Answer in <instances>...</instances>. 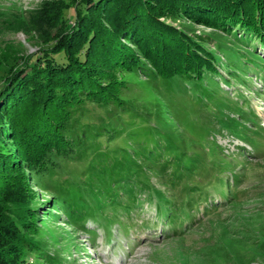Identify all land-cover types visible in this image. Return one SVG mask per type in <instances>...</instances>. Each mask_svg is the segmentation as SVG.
I'll use <instances>...</instances> for the list:
<instances>
[{"label": "trees", "instance_id": "1", "mask_svg": "<svg viewBox=\"0 0 264 264\" xmlns=\"http://www.w3.org/2000/svg\"><path fill=\"white\" fill-rule=\"evenodd\" d=\"M98 1L100 4L90 7L93 3L89 4L88 0H79L75 3L71 2L63 9L56 10L54 16L59 17L62 27L66 31L75 29L68 39V47L64 46L60 52H49L48 55L49 47H42L39 52L25 59L24 69L30 68V73L34 75V84L27 89L35 98L43 100L40 103L44 108L54 107L62 93L69 92V97L73 86L77 87L76 90H81H79L80 95L94 86L100 89V84L96 82L93 85L88 84L87 87L90 89L76 86L79 83L83 84L88 77L95 79L98 76L97 72H94L92 68L87 69L84 64H89L93 57L103 61L117 47V44L111 43L110 40H119L123 36L126 41L136 45L134 49H130L138 54L133 62L129 63L137 64L133 67L137 73L143 72L151 80L161 81L162 86L173 93H178L181 87L190 91L192 97L189 104L194 107L200 105V107L209 108L210 104H214L217 111H211L210 116H213L216 122L226 125L230 134H238L246 129L245 120L233 122L234 119L231 117L227 119L217 115L219 109L228 108L234 114L248 116L251 121L256 113L250 109L249 101L246 99L233 102L224 98L223 94L228 91L217 79L231 81L227 80L224 73L216 67V63L208 68L203 64L199 75H193V72H190L191 69L187 72L178 68L171 72L156 71L149 62L148 52L145 50L141 52L136 48L139 46L140 36L136 31L131 32V30L136 28L132 23L146 24L143 13L151 17L153 22L156 17L154 11H158L159 15L172 19L187 15L194 20H200L203 16L209 15V12H213L217 14L215 16L218 20L217 26L220 23H232L230 20L237 16L244 19L248 28L260 31L264 29V0ZM96 6H100L99 9L104 13L102 20L110 28L98 24L101 18L89 17L90 10H95ZM205 10L209 12L206 14ZM155 22L160 21L155 20ZM89 28L93 29V33L87 31ZM89 33H91L90 36ZM105 45L108 50H105ZM70 49H74L73 52H70ZM65 53L66 55H63ZM248 54L251 55V69H254L253 65L258 66L259 75L264 76V55L251 52ZM127 57L131 58L129 55L125 56ZM74 60L77 63H74ZM228 66L231 70L230 79L237 80L249 88L250 76L248 79L244 78L248 72L247 67L244 68L237 62L230 63ZM19 84L24 85V82L21 81ZM14 86L19 87L14 82L5 87L6 91L3 94ZM40 91L45 95L38 97ZM104 93L109 98H105L104 95L92 98L91 94H83V97L75 95L70 99L65 97L64 101L68 98L66 103L62 101L65 119L54 128L60 136V143H51L52 146L42 145L38 154L31 148L25 154L29 158L24 161L26 164H31V174L38 179V185L44 184L46 179L52 181L55 177L66 176L64 182L56 181L57 184H54L55 187H59L54 198L64 207L69 222L82 226V230L89 232L93 237L96 231L85 224L90 216L99 217L101 224L107 229L106 236L113 241L111 236L114 233V223H118L119 227H123L126 231L134 211H137L136 215H141L144 211L143 202L146 201L156 204V215L161 217L164 225H168V228L164 229V232L168 233L167 237L181 239L192 230L206 229L207 226L209 231L210 229L218 230L213 234L219 238L218 246L221 247L218 248L219 256L226 258L230 263H239L233 257L236 255L232 248L235 245L257 246L258 250L264 253V229L259 230L249 223H242L239 231L238 228L234 229L233 234L239 238L237 242L232 238L231 246L222 244V240L227 238L228 225L235 222L241 208L247 209L245 206L249 204H261L264 207V179L260 178L248 186L244 185L248 178H252L248 173L251 163L242 161L240 165L235 164V160L240 158L239 155L235 152L225 154L219 144H216L217 148L208 146L200 147V151L194 148L190 151L186 136L177 130L176 125L172 126L174 127L172 129H163L161 121H153L152 117L159 116L160 111L134 106L122 98V93L118 95L111 91L114 95L111 98L110 91L106 90ZM99 98L102 99L97 100ZM86 103H98L105 107L107 111L105 117L108 120L100 124L82 122V117L88 113L84 110ZM187 117L186 126L191 128V133L201 137L205 135L204 131H210V129H198V118L196 120L192 116ZM126 119L140 120L143 124L133 126L134 121L130 122ZM230 120L233 121L230 122ZM253 122L255 123V120ZM172 131L177 134L174 135ZM122 135L128 139L129 148L117 151L102 148V142L99 140L101 137L107 136L109 139L116 137L114 140H117ZM34 136L38 137L39 133L37 132ZM44 141L50 143L47 139ZM238 147L239 151L250 152L245 145ZM29 152L31 155L28 154ZM207 154L213 156L211 166L203 165L202 161ZM216 154H224V156L217 161L214 158ZM25 155L24 158H26ZM248 157L243 155V159H249ZM86 158H90V161L85 162ZM258 161V166L264 169V157ZM171 166L177 167L174 174L168 170ZM202 171L209 174L202 178ZM83 172L87 174L83 176ZM154 180L158 181L157 186L153 184ZM180 186L189 191L180 195L182 201L174 191ZM19 192L9 185L0 192V264H34L31 259L35 254H40L46 264H68L69 261L65 260L66 257L62 252L51 251V246L46 243V239L29 234V230L25 228L26 220H23L20 214ZM194 194H198V199ZM10 203L14 206L10 207ZM200 204L204 205L201 212ZM95 208H99L100 212ZM261 209L264 210V208ZM195 215L197 218L194 217ZM150 223V221L143 223L144 228ZM212 239L217 238L212 237ZM222 250L225 252L222 253ZM214 254L217 252L211 253V255Z\"/></svg>", "mask_w": 264, "mask_h": 264}, {"label": "rangeland", "instance_id": "2", "mask_svg": "<svg viewBox=\"0 0 264 264\" xmlns=\"http://www.w3.org/2000/svg\"><path fill=\"white\" fill-rule=\"evenodd\" d=\"M75 1L79 0H0V192H3L7 185L13 190L20 191L21 200L18 205L23 220H26L25 228L29 230V234L46 239V243L51 246V251L62 252L66 257L65 260L70 264H234L219 256L218 248H221L218 246L219 238L213 234L218 230L210 229L209 231L206 226V229L192 230L181 239L167 237L168 233L164 232V229H167L168 225H164L161 217L156 215V204L146 201L143 202L144 211L141 215H136L137 211H134L126 231L123 227H119L118 223H114V233L111 236L113 241L106 236L107 229L103 227L99 217L90 216L85 225L96 231V234L91 237L89 232L82 230V226L69 222L64 207L54 198L59 191V187H55L54 184H57L56 181L64 182L66 176L55 177L56 179L52 181L46 179L40 186L37 184L38 179L31 174V164H26L24 160L29 158L25 155L28 149L30 151L32 148L34 153L37 151L38 154L42 145L52 146L60 143V136L54 128L65 119V111L62 108L68 98L75 95L83 97V94H91L92 98L103 95L109 98L104 93L107 90L110 91V98L114 96L111 91L118 95L122 93V98L134 106L160 111L159 116L152 117L153 121H161L163 129H172L174 128L172 126L176 125L177 130L181 131L188 140V150L191 151L194 148L200 151V147L208 146L217 148L216 144H219L225 154L235 152L239 155L240 158L235 160V164L240 165L242 161L251 163L248 173L252 178H248L244 185L248 186L253 181L264 179V169L258 166V160L261 161L264 157V76L259 75L258 66L253 65L254 69H251V55L248 54L251 52L264 55V29L254 31L246 26L244 19L237 16L233 19L234 21L230 20L232 23H220L217 26L218 20L215 18L217 14L206 10L204 12L206 14L209 12V15L203 16L200 20L191 19L187 15L172 19L154 11L156 17H153V22L151 17L143 13L146 17L145 25H141L142 22L132 23L136 28H133L131 32L136 31L140 36L139 46L136 48L141 52L142 50L148 52L149 62L156 71L171 72L178 68L187 72L191 69L190 72H193V75H199L203 64L208 68L216 63V67L224 73L227 80L231 81L217 79L228 91L223 94L224 98L233 102L246 99L249 101L250 109L256 113V116L249 121L248 116H239L228 108L219 109L217 115L221 118H233L234 121L230 120V122L245 120L246 129L238 134H230L226 125L216 122L214 117L210 116L211 111H217L214 104H210L211 110L200 105L194 107L189 104L192 97L190 91L181 87L178 93H173L166 90L161 81H153L143 72L137 73V70L133 68L137 64L129 63L133 62L138 54L130 49H134L136 45L126 41L123 36L119 40H110L111 43L117 44V47L103 61L93 57L89 64H84L87 69L92 68L94 72H97L98 76L95 79L88 77L83 84L79 83L76 86L90 89L87 87L88 84L93 85L96 82L100 84H98L99 87L101 86L100 89L94 86L80 95V89L76 90L77 87L73 86L69 97V92L62 93L54 107L44 108L40 103L42 99L35 98L27 89L34 84V75L30 73V68L24 69L25 59L39 52L42 47H49L47 55L49 52H60L64 46L68 47V39L75 29L66 31L59 17L54 14L56 10L63 9ZM88 2L93 3L90 7L100 4L98 0H88ZM100 6H96L95 10L91 9L89 17L101 18L100 23L95 22L110 28L102 20L104 13L99 9ZM87 31L93 33L91 28ZM107 44L110 45L108 42ZM73 50L70 49V52ZM105 50H108L106 45ZM126 55L131 58H125ZM233 62L241 64L244 68L247 67L248 72L244 78L248 79L250 76L249 88L237 80L230 79L231 70L228 65ZM74 63L77 61L74 60ZM19 75L21 76L18 77ZM21 81L24 85L19 84ZM14 82L19 87L14 86L3 94L6 91L5 87ZM237 93L241 95H233ZM44 95L40 91L38 97ZM47 97L50 98V96ZM65 97H68L66 101L63 100ZM84 110L88 113L82 117V122L100 124L108 120L105 117L107 112L105 107L98 103H86ZM187 116H192L196 120L198 118V129H210V131H204L205 135L201 137L191 133V128L186 126ZM126 121L134 120L126 119ZM141 122L135 120L133 126ZM37 132L39 136L35 138L34 135ZM172 133L177 134L173 131ZM115 138L101 137L99 140L102 142V148L116 151L129 148L126 136L122 135L117 140H114ZM46 139L50 143H46L44 141ZM240 145H245L250 152L239 151ZM28 154L31 155L30 152ZM243 155L249 156V159H243ZM222 156L224 154H216L214 158L218 161ZM212 159L213 156L207 154L202 161L203 165L211 166ZM86 160L89 162L90 158H86L85 162ZM176 168L171 166L168 170L174 174ZM82 174L85 176L87 172ZM208 174L202 171L201 176L203 178ZM153 184L157 186L158 181L154 180ZM174 191L180 201H182L180 195L189 192L183 186L175 188ZM194 196L198 199V194ZM9 205L14 206L13 203ZM203 206V204L199 205L200 212ZM245 207L249 210L241 208L235 222L228 225L227 238H223L224 240L220 238L224 246H231L233 239L236 242L239 240L233 231L236 228L239 231L242 223H249L259 230L264 229V210L261 209L264 208L263 205L249 204ZM95 210L100 212L99 208ZM194 217L197 218L196 215ZM148 221L151 222L150 225L144 228L143 223ZM231 230L234 236L231 235ZM232 248L233 253L236 254L233 257L239 262L238 264H264V253H261L257 246L244 244L235 245ZM212 252L217 254L211 255ZM224 252L222 250V253ZM31 261L34 264H46L40 254L33 255Z\"/></svg>", "mask_w": 264, "mask_h": 264}]
</instances>
